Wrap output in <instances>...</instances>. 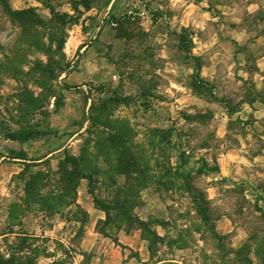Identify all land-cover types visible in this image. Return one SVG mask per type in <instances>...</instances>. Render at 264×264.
Masks as SVG:
<instances>
[{
  "label": "rangeland",
  "instance_id": "obj_1",
  "mask_svg": "<svg viewBox=\"0 0 264 264\" xmlns=\"http://www.w3.org/2000/svg\"><path fill=\"white\" fill-rule=\"evenodd\" d=\"M109 1L0 0V255L8 264L91 260L80 247L88 218L64 203L56 174L67 150L96 159L86 172L108 207L97 229L114 241L137 230L151 264H261L264 117H247L241 103L264 104L255 66L264 0L209 4L215 13L222 2L237 6L251 38L248 77L232 58L235 39L207 33L231 28L224 17L198 34H146ZM82 27L98 33L69 34ZM238 110L229 121L225 112ZM31 130L43 134L10 136ZM218 158L222 173H199Z\"/></svg>",
  "mask_w": 264,
  "mask_h": 264
},
{
  "label": "crops",
  "instance_id": "obj_2",
  "mask_svg": "<svg viewBox=\"0 0 264 264\" xmlns=\"http://www.w3.org/2000/svg\"><path fill=\"white\" fill-rule=\"evenodd\" d=\"M210 3V0H139V2L134 4V8H131V5L126 3L125 0H111L106 5L112 10V13H114L116 17H118L119 12L124 10L127 11L128 17L132 13L133 18H138L139 24L143 25L141 29L146 34H169V31H171L172 34H181L183 30H188L189 34H198L199 30L207 29L210 22L217 21V18L224 17V19L232 24L231 28L227 29L226 27L223 28L222 25H217L216 29L214 28L207 33L230 34V37L235 39L238 48L236 52L235 50L232 52V58L236 60L235 65H239L237 66L238 70L243 72V75L249 76L250 74L245 69V66L248 63L247 53L250 54L249 41L251 38L248 36V31L242 24V18L237 10V6L232 8L230 7L231 4H228V2L226 4L222 2L215 5L216 9L219 11L215 13V9L209 6ZM91 8L95 9L96 4ZM229 8L231 10H229ZM257 8H250L247 6V12L253 13ZM95 11L91 19L93 24L96 22L95 15L97 10L95 9ZM123 17L125 16L123 15ZM97 33H91L90 27H85L83 29L75 28L69 32V34ZM259 38L257 40H259ZM255 66L257 68L256 72L264 71V53L260 55V57H257ZM260 105L264 106V104L257 100H244L241 103V108L244 109L243 107H248L249 112H247V117L253 116V118H259L260 120L264 117L262 116L264 112H261L263 108ZM255 108L260 110V112L254 110ZM240 110L234 113L225 112L228 119H230L229 121L233 119L232 115L240 113ZM252 111L256 114H252ZM228 133L229 131L227 129L223 135H227ZM229 154L231 155V153L227 151L222 154V157H227ZM216 163L215 165L218 167L216 170H207L205 173L209 174L210 172L218 170V172L222 173L221 161L219 158L216 159ZM86 180L87 179L83 178L79 182L77 188V203L88 214V221L83 227L80 240L82 251L92 253L91 260L88 264H151L148 241L141 236L137 230H133L132 232L124 231L122 234H118L114 241L109 235H105L97 229L98 224L103 222L105 213L93 203L88 191V181ZM61 230H63L62 227ZM156 231L160 237H164L166 234V229L160 224L156 225ZM80 264L83 263L80 262Z\"/></svg>",
  "mask_w": 264,
  "mask_h": 264
},
{
  "label": "trees",
  "instance_id": "obj_3",
  "mask_svg": "<svg viewBox=\"0 0 264 264\" xmlns=\"http://www.w3.org/2000/svg\"><path fill=\"white\" fill-rule=\"evenodd\" d=\"M86 8H88V5H85ZM43 132L38 131V130H31L28 132H24L21 134L20 137H18L16 134H10L12 139H22V140H29V139H35L39 136H41ZM24 154H18V158H21ZM95 161L96 159L92 160V158L88 157H77L70 155L67 150L64 152V157L60 163V166L56 172V174H59V182H61L63 186V189L61 190L62 192L66 193V196L69 201H63L67 206H75V212L80 214L82 217L81 221H87L88 214L86 211H84L81 206L77 203L76 200V195H77V186L79 184V181L83 178L88 180V190L89 193L92 196L93 203L97 208H100L101 210L104 211L106 214V218H108V207L106 205L98 203V200L94 197L90 183H91V174L87 173L86 170H89L90 173H92V169L95 167ZM217 168H212V169H199V173L206 171V170H216ZM95 172V171H94ZM53 199V198H51ZM56 200H59L57 198ZM74 212V213H75ZM203 218L206 220L207 217L206 215L203 214ZM83 229L81 228L80 231ZM82 233V232H81ZM0 264H8V261L3 258V256L0 255ZM261 264H264V262H261Z\"/></svg>",
  "mask_w": 264,
  "mask_h": 264
}]
</instances>
